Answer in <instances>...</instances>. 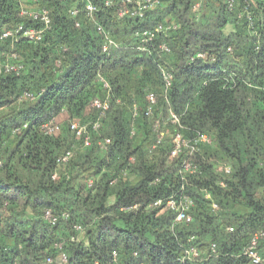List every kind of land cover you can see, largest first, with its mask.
<instances>
[{"label":"trees","instance_id":"1","mask_svg":"<svg viewBox=\"0 0 264 264\" xmlns=\"http://www.w3.org/2000/svg\"><path fill=\"white\" fill-rule=\"evenodd\" d=\"M105 1L92 0L93 20L82 0L25 2L27 9L48 11L50 28L37 43L15 45L23 66L19 74L0 75V109L10 107L0 114V264H60V253L67 264H250L243 249L254 231L264 229V0H234L231 10L225 0H159L143 19L119 18L116 5ZM72 7H79L76 16ZM18 11L14 0H0V34L20 24L42 26ZM158 22L177 25L154 41L155 48L164 42L170 51L138 50L136 34ZM96 23L116 47L102 52ZM10 50L9 40L0 39V57ZM198 51L213 60L192 59ZM159 66L173 75L166 93ZM24 92L34 99L20 98ZM149 92L156 96L150 115ZM107 93L110 107L83 147L68 122H93L91 101ZM170 112L179 116L185 137H212L197 146V171L185 180L178 169L187 151L178 161L167 159L176 130ZM51 118L60 129L48 134L41 125ZM155 121L166 137L151 150ZM75 141L81 147L58 167L57 158ZM221 164L229 172L218 171ZM181 184L194 203L192 219L175 224L171 210L159 214L165 204L151 203ZM46 208L58 216L54 225L43 218ZM189 246L199 257L181 261ZM259 249L264 258V241Z\"/></svg>","mask_w":264,"mask_h":264},{"label":"built area","instance_id":"2","mask_svg":"<svg viewBox=\"0 0 264 264\" xmlns=\"http://www.w3.org/2000/svg\"><path fill=\"white\" fill-rule=\"evenodd\" d=\"M19 7L18 15L20 16H30L34 20H40L42 23L41 27H24L23 25H18L14 28H5L2 30L0 34V39L2 40H9L11 50L8 54L0 57V75L3 73H14L19 74L22 70V64L19 62L18 53L15 51L14 47L20 41L24 40L27 42L37 43L41 41L44 32L50 28V16L46 9H27L25 7V2L31 1L35 2L36 0H14ZM62 1V0H58ZM252 1V0H251ZM84 10L86 12V16L93 20L94 13L97 9L96 5L92 2V0H82ZM226 7L228 10H231L234 5V0H225ZM113 4L116 5L117 9V16L119 18L123 17H130L134 19H143L147 11L154 10L158 7L159 0H121V2H113L112 0H106L105 6H112ZM248 6V4H247ZM245 7V9L247 8ZM195 8L199 7V3L194 5ZM72 16H76L79 13V7H72L69 10ZM247 21H248V28L252 32V34L257 36V32L254 30V25L252 21V17L248 11H246ZM75 25L78 26V22H75ZM177 25L174 23H163L158 22L153 27L144 29L141 32L136 34V38L139 41V45L137 47L138 50L142 52H146L148 54H152L155 50L159 55L160 53H168L170 51L169 47L166 43L161 42L159 43L156 48L154 47V41L158 36H167V34L171 30H175ZM96 32L103 37V43L101 46L102 52H107L110 47H116L117 44L112 38L108 35V33L103 29V27L96 23ZM257 48V47H256ZM231 49L228 48V51ZM192 59H200V60H213V56L203 51L196 52L194 58ZM160 74L163 80V88L164 92L166 93L167 89L170 87L173 75L172 73L165 69L162 66H159ZM100 82H102L103 87L106 88L108 91L110 89L107 81L99 76ZM20 98H27V99H34V96L29 92H24ZM147 101L148 107L146 113L150 115L152 113V107L156 103V96L153 92H149L147 94ZM91 106L96 109L97 111V118L89 123V124H82L78 121L70 120L68 122L69 130L74 134L76 138H78L83 147H87L90 144V130L97 131L101 127V119L105 117L109 107H110V98L109 93L104 98H94L91 101ZM138 110L135 106L132 112V119L135 120L137 116ZM169 121L171 124L176 126V130L173 133V136L170 140V149L167 153V159L171 162L178 161L180 159L181 153L186 150L187 154L180 161L178 174L180 175L182 180L188 175H193L197 171V166L193 162V153L195 152L198 145H208L212 142V137L208 133L198 132L195 136L191 138L185 137L181 129L184 126L180 123L179 116L170 112ZM25 127V124L23 125ZM42 130L47 132L48 134L55 133L60 129V123L51 118L47 122L41 125ZM20 128H16L14 131H19ZM153 130L156 133V138L154 144L151 146V150L155 147H158L162 144L166 137V131L162 126L159 124L158 121H155L153 124ZM131 136L134 134V129L130 132ZM109 142V139H105L103 143L100 144L101 148H104L105 145ZM74 153V145H72L69 149L64 151L58 158H57V166L67 163ZM218 171L229 172L230 168L226 165H218ZM123 176L128 174V168H124L121 170ZM56 173L53 174L52 178H55ZM115 182V179L112 180V183ZM88 186L92 185V181H87ZM205 197L209 198L210 195L205 192ZM165 204L169 210H171L175 217L173 223H189L192 219L190 211L193 207L194 203L192 198L185 192V188L183 184H181L179 190L167 198H160L156 199L151 203V206H160ZM136 206H133L135 208ZM212 208L216 209V204H212ZM125 209V208H124ZM62 217H67V214H63ZM44 220L50 224L54 225L57 221L58 216L55 215L51 209L46 208L43 212ZM73 228L76 232H82V227L78 224H74ZM226 230L231 232L233 231L232 227H226ZM74 237H71L73 239ZM193 238L188 239L190 242ZM264 241V229L256 230L250 235V239L246 246L243 249L242 254L246 257L250 264H263L264 258L260 253V245ZM57 248H61V244H56ZM210 252L213 254L216 252L215 244L210 245ZM112 261L115 262L117 258V252L113 250L111 252ZM134 255H136L134 253ZM198 251L195 246H189L184 250V256L180 259L183 261L185 258H191L192 260L198 258ZM52 258H47L45 260L46 263H52ZM59 262L60 264H67V257L64 253H60L59 255ZM94 264H97L95 262Z\"/></svg>","mask_w":264,"mask_h":264},{"label":"rangeland","instance_id":"3","mask_svg":"<svg viewBox=\"0 0 264 264\" xmlns=\"http://www.w3.org/2000/svg\"><path fill=\"white\" fill-rule=\"evenodd\" d=\"M8 54V53H7ZM15 104H13V106H14ZM10 108V107H9ZM9 108H3V109H0V114H2V113H4L5 111H7V109H9ZM74 149L76 150L77 148H79V147H81L79 144H78V141H75L74 142ZM222 165V164H221ZM223 165H225V164H223ZM226 166H228V165H226ZM128 177H131V176H128ZM168 209V207L167 206H164L160 211H159V214H161V213H164L166 210Z\"/></svg>","mask_w":264,"mask_h":264}]
</instances>
